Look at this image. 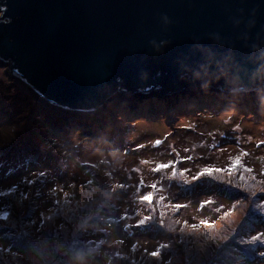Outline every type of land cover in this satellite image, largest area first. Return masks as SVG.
Segmentation results:
<instances>
[{
  "label": "rangeland",
  "instance_id": "rangeland-1",
  "mask_svg": "<svg viewBox=\"0 0 264 264\" xmlns=\"http://www.w3.org/2000/svg\"><path fill=\"white\" fill-rule=\"evenodd\" d=\"M7 155L0 264H57L78 231L104 218L106 241L84 264H224L232 241L264 251L253 241L264 232L262 91L114 101L82 117L40 104L0 67V158ZM149 193L151 203L142 199Z\"/></svg>",
  "mask_w": 264,
  "mask_h": 264
},
{
  "label": "water",
  "instance_id": "water-1",
  "mask_svg": "<svg viewBox=\"0 0 264 264\" xmlns=\"http://www.w3.org/2000/svg\"><path fill=\"white\" fill-rule=\"evenodd\" d=\"M0 67L37 102L264 92V0H0Z\"/></svg>",
  "mask_w": 264,
  "mask_h": 264
},
{
  "label": "trees",
  "instance_id": "trees-1",
  "mask_svg": "<svg viewBox=\"0 0 264 264\" xmlns=\"http://www.w3.org/2000/svg\"><path fill=\"white\" fill-rule=\"evenodd\" d=\"M136 111H138V113H139L138 109ZM182 111H184V110H180L179 112H182ZM130 116H133V115H130ZM10 158H11V156H9V155H7L6 157H3V158L1 157L0 158V165H3V164H4V166L7 165L6 168H8V165L10 163L9 162ZM41 158L42 157L40 156V159ZM3 161H6V164L3 163ZM32 165L33 164H30L29 166H32ZM15 167L17 168L18 165L17 166L15 165ZM54 171H55V169L53 168V170H51V172H54ZM48 172H50V170ZM103 218H104V216H103ZM103 222H104V224H106V222H108V219H105V218L103 220L95 219V220L90 222V225L92 228H85L84 227V229H82L81 231H78L76 238H74L70 241L72 243L71 246L68 247L63 252V254H61V257L58 260L57 264H84L85 261H88L90 259L89 255L87 253L93 254V256H91V258L94 257L98 253L101 246L106 241V238L104 235L105 231L109 230V229H107V227H100V225H102ZM108 228H109V226H108ZM8 245H10L11 248L14 247L13 243L8 244ZM248 245L250 248L248 246L246 247V244H244V243L239 244V243H236L234 241L230 242L227 245V248L228 247L232 248L231 249V252L233 253L232 258H231L232 262L226 263L227 258L225 256H223L221 260L224 259V264H251L253 262V260H255V259H253V255L259 257L258 253L260 251L255 253L254 247L250 246V244H248ZM14 252H13V254H14ZM20 254L22 255V252H18V257L21 256ZM50 254H51V252L48 254L49 257H50ZM220 254L221 253H219V251H218L217 256ZM51 257L49 259H51ZM215 259L216 258L211 259L209 264H214ZM221 260H220V262L222 263ZM49 261H44L42 264H50V263H48Z\"/></svg>",
  "mask_w": 264,
  "mask_h": 264
},
{
  "label": "snow or ice",
  "instance_id": "snow-or-ice-1",
  "mask_svg": "<svg viewBox=\"0 0 264 264\" xmlns=\"http://www.w3.org/2000/svg\"><path fill=\"white\" fill-rule=\"evenodd\" d=\"M157 143H159V141H158ZM175 163H177V162H171V163H169V164H161V165L158 166L157 171H159L160 169L171 168V167H173V165H174ZM217 171H220V172L228 171L229 173H231V172L233 171V169H232L231 167H229V168L226 169V170H225V169H209V168H206V169H204L203 171H201L197 176H195L193 179H194V180H198L200 177L204 176L205 174H209V175H210V174H212V173H214V172H217ZM42 175H45V172L42 173ZM32 183H34V181H32ZM152 187L155 188L156 185H152ZM142 199H143L144 201H147V202L151 203V202L153 201V199H154V196H153L152 193H149L148 195H145L144 197H142ZM177 207L179 208L180 205H177ZM148 219H149V218L146 217L144 220H141V221L139 222V224L137 225V227H140V226L145 225V223H146V221H147ZM193 227H195V225H194ZM261 237H264V232L259 233L257 236H254V237H253V241H257V240H259V241H260V244H261V245H264V240H261V239H260ZM258 254H259V256L264 257V251H260ZM151 255H152L153 257H157V256L160 255V253L154 251V252L151 253Z\"/></svg>",
  "mask_w": 264,
  "mask_h": 264
}]
</instances>
